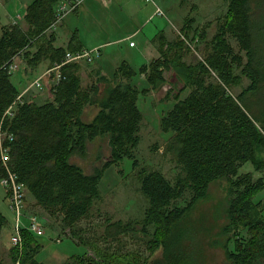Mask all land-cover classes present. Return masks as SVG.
Returning <instances> with one entry per match:
<instances>
[{
    "label": "trees",
    "instance_id": "1",
    "mask_svg": "<svg viewBox=\"0 0 264 264\" xmlns=\"http://www.w3.org/2000/svg\"><path fill=\"white\" fill-rule=\"evenodd\" d=\"M76 1L34 0L22 17L23 24L0 26V178L8 171L15 175L35 208L72 231L100 202L104 173L124 160L132 161L139 191L148 204L145 218L139 225L108 222L99 241L120 243L122 237L147 236L154 227L149 250H161L163 258L153 264H202L199 232L191 231L189 218L208 196L210 185L225 181L229 223L222 234L227 237V264H264V205L255 201L264 190V179L241 173L246 164L264 173V0H225L227 14L206 45L207 55L196 63L184 62L191 52L187 40L191 20L174 41L160 32L153 40L160 58L138 71L122 62L111 79L98 75L93 83L84 85L81 65L66 64L58 80L52 76L50 99L37 104L23 96L18 102L21 93L12 77L19 70L9 72L16 59L24 61L31 73L44 64L49 68L62 65L68 53L83 51L77 32L67 48L56 47L58 28L52 29L59 5ZM206 37L203 33L201 39L205 41ZM230 39L245 53L246 64ZM235 67L241 69L242 76L234 74ZM166 73L172 75L168 82ZM140 75L154 91L168 83L166 97L173 96L176 102L161 120L162 132L172 135L166 153L180 171L174 185L161 172L142 167L135 158L144 121L138 103L148 94L133 84ZM243 77L250 85L234 97L231 90L241 86ZM101 85L105 87L103 94ZM187 91L189 94L182 98ZM12 107L13 113L8 114ZM89 107L97 112L90 122H84ZM103 137L109 139L111 159L94 175H85L70 159L75 155L86 157L88 144ZM3 149L9 157L6 167L2 163ZM186 194L191 195L189 202L179 207ZM7 226L0 212V235ZM242 231L247 232V240H235L234 252H230V242ZM21 237L22 245L10 251L12 264H40V242L27 230H22ZM91 247L96 250V259L77 255L71 263L109 264L124 257L120 252L119 256L111 255L110 246L99 249L91 243Z\"/></svg>",
    "mask_w": 264,
    "mask_h": 264
},
{
    "label": "rangeland",
    "instance_id": "2",
    "mask_svg": "<svg viewBox=\"0 0 264 264\" xmlns=\"http://www.w3.org/2000/svg\"><path fill=\"white\" fill-rule=\"evenodd\" d=\"M32 1L0 0V25H11L21 22L28 5ZM81 1L77 8L78 13L84 7L81 15L78 16L74 13L75 11H71L67 13L60 25L62 26L66 21L65 34L68 31L76 33L77 29H73V27L77 24L83 27L81 34L83 40L85 37L90 36L91 31L87 30L91 27L92 31L98 34V37H96L98 41L105 45L116 41L118 34H123L124 37H127L129 35L133 36V33L137 32L134 38H128L126 43L119 47H115L114 44L109 46L110 44H108L101 49L105 52L104 65L110 64L112 70L116 69V67L118 68L122 62L129 63L137 70L141 66L150 63L149 60L153 57L159 59L160 55L153 45L155 37L160 32H163L167 40L174 41L180 37V33L186 26V21L191 20L193 21L192 30L187 39L191 52L184 58V62L193 64L201 60V58L204 59L208 53L206 45L212 42L217 33L219 22L228 11V4L225 0H151L149 4L141 0H113L112 6L107 8L101 3L104 0H97L94 4L93 0H88L87 3H84V0ZM158 9L163 12L162 15L156 14ZM118 10H120V14L116 15ZM60 26L58 27L59 30L63 28ZM203 33L207 36L205 41L201 39ZM131 43H134L136 49L129 47ZM230 43L234 47L235 52L243 57L244 64H246V55L241 52L238 43L233 39H230ZM88 48H92V46H88ZM115 48L116 52L113 51ZM142 59H148V61L144 62ZM24 64L25 62L19 59V71L22 70L24 72L25 78H27V75L33 77L29 80L30 85L36 78L38 79L41 72L46 73L54 69L49 68L48 64H44L30 73V69L25 67ZM79 64L84 75V85L93 83L96 78H91L89 75L91 72L99 70L100 63L98 59L92 63L82 62ZM234 74L242 76L241 69L235 67ZM171 76L170 73L165 74L167 82L170 81ZM213 77L214 79L212 80L215 81L217 74L215 73ZM15 78L12 77L14 83L16 81ZM133 84L140 90L148 91L147 96L140 97L138 103L144 116V121L140 132L141 142L135 151V158L142 167L161 172L174 185L180 171L173 163L171 155L166 153V146L172 135L165 134L161 130L162 118L171 111L176 103L173 96L169 99L166 97L170 86L166 83V85L154 91L147 84L145 77L141 75L138 76ZM249 85V79L243 77V83L240 87L233 88L231 95L234 97L239 96ZM100 88L103 94L105 87L101 85ZM29 92H32V96L38 94L41 103L45 102L50 96L48 89L39 91L34 88ZM188 94L189 91L185 92L182 94V98H185ZM96 112L97 109L95 107H89L83 116V121L90 122ZM110 157L109 139L108 137H103L88 144L86 157L75 155L70 159V163L81 168L85 175L92 176L110 161ZM241 173H252L255 180L264 179V173L255 172L252 164H246ZM139 188L140 185L136 179L132 161L124 160L119 166L111 167L104 173L100 183V202L96 203L91 216L74 226L72 231L63 229L58 220L50 218L40 208H35L33 199L27 193L26 209L22 218L23 230L28 231V219L31 216H35L44 231V236L41 237L32 233V236L42 245L37 261L40 264H72L70 259L77 255H86L96 259V250L91 247V243L99 249H105L110 246L112 249L110 250L111 255L116 253L117 256L120 254L124 256L122 259L118 260L115 258L109 261V264H153L162 260L161 250L154 253L149 250V242L152 240V234L155 233L154 227L149 229L151 235L135 234L129 237H122L120 243H112L110 241L111 243L104 244L99 241L104 235L108 222H134L139 225L144 220L148 204L141 195ZM190 198L191 195L186 194L178 202V206L185 207ZM8 201L6 190L0 182V209L1 211L7 210L5 213L8 214V226L0 235V262L3 264H12L10 251L15 248L12 238L15 235L17 218L9 209L8 204L10 203ZM255 201L264 205V190L257 195ZM227 208V183L218 181L210 185L208 196L196 205L190 215V224L188 226H190L192 232H199L197 242L202 248V256L200 258L202 264H227L224 251L227 237L222 234L223 229L229 223ZM262 216L264 218V209ZM137 230L140 231L141 227L138 226ZM247 238L248 234L246 231L240 232L239 237L233 238V241L230 242L229 251L234 252L235 240L239 239V241L245 242ZM82 240L87 242V244L84 245L81 242ZM119 252L120 254H118Z\"/></svg>",
    "mask_w": 264,
    "mask_h": 264
},
{
    "label": "built area",
    "instance_id": "3",
    "mask_svg": "<svg viewBox=\"0 0 264 264\" xmlns=\"http://www.w3.org/2000/svg\"><path fill=\"white\" fill-rule=\"evenodd\" d=\"M81 0H77L74 3L67 2V3H61L57 10V19L52 27L53 30H56L63 20L65 19V16H67V13L75 11L78 6L81 4ZM145 3H151V0H141ZM157 15H162L163 12L161 10H157ZM131 47L134 46V43L130 44ZM101 56V48H97L94 50H83L81 52L72 54L68 53L66 55L65 62L62 65L54 67L52 71L46 72L41 77L36 79L30 87L25 91V94L28 93L31 89L36 88L39 91H43L45 89H49L51 85L52 76L55 77V80H58L60 78V70L61 67L66 64L71 63H82V62H88L92 63L94 60L99 59ZM19 70V60L16 59L14 63L10 66L9 72L10 74H15ZM24 94H21L18 98V102L22 100V97ZM15 107H12L8 114H12ZM9 162V157L6 153V151L3 149L2 152V163L4 167H6L7 163ZM8 171V170H7ZM1 185L5 188L6 193L8 195L9 203H10V209L11 211L16 215V224H15V235L12 238V243L14 247H18L22 245V237L21 232L23 230L22 227V218L23 213L26 209V188L24 185H21L18 183L17 178L15 175L11 174L9 171L7 173V176L0 178ZM38 218L35 216H31L28 219V231L30 233L35 234L38 237L44 236V231L41 229V226L39 225Z\"/></svg>",
    "mask_w": 264,
    "mask_h": 264
},
{
    "label": "crops",
    "instance_id": "4",
    "mask_svg": "<svg viewBox=\"0 0 264 264\" xmlns=\"http://www.w3.org/2000/svg\"><path fill=\"white\" fill-rule=\"evenodd\" d=\"M34 1V0H33ZM32 1V2H33ZM95 1H97V0H93V4L94 3H96ZM31 2V3H32ZM87 3L88 2V0H84V3ZM30 3V4H31ZM101 3H103L102 5L104 6V7H111L112 5L111 4H113V0H104V1H102ZM29 4V5H30ZM147 4V3H146ZM28 5V6H29ZM84 5V4H83ZM83 7V6H82ZM84 8V7H83ZM83 8L80 10V12H78V13H75V14H77L78 16H80L81 15V12H83ZM85 10H86V8H85ZM119 11L120 10H118V11H116V15L117 14H120L119 13ZM122 11V10H121ZM74 14V15H75ZM18 20V19H17ZM19 23H23L22 21L21 22H19ZM94 23V22H93ZM66 21H65V23L62 25V26H60V27H63L61 30H59V28L56 30V32H55V34H56V37H57V42H56V44H55V46L56 47H58V48H67L68 47V45H69V43H70V41H71V38H72V36L75 34L73 31L70 33V31H68V33H69V35H68V33H64V31H65V29H66ZM6 25H8V24H6ZM93 25V24H92ZM0 26H5V25H0ZM73 29H77L76 31H77V34H78V36H79V39H80V41L82 42V46H83V50H94V49H97V48H101V49H103V48H105L104 46H106V45H108V44H110L109 46H111V45H115V47H119L120 45H122V44H125L126 43V41H127V39L128 38H134L135 36H136V34H137V32H135V33H133L134 35L132 36V35H129V36H127V37H124V35L123 34H118L119 36H117V39H115L116 41H113V42H110V43H108V44H103L101 41L99 42L98 41V39L96 38V37H98V34L97 33H94L93 31H92V29H91V27L90 28H88V30L87 31H91V34H90V36H88L87 38L85 37L83 40H82V38H81V34H82V30H83V27L82 26H80V25H77V24H75L74 25V27H73ZM88 32V33H89ZM73 34V35H72ZM151 43V42H150ZM152 44V43H151ZM88 46H92V48H88ZM109 46H107V47H109ZM147 46V45H146ZM106 47V48H107ZM129 47H130V44H129ZM136 46H134V47H130V48H132V49H136L135 48ZM114 52H116V48H115V50H113ZM158 52V51H157ZM112 53V52H111ZM104 54H105V52H103V50H101V56H100V58L98 59V61H99V63H100V66H99V70H97L96 72L94 71V72H91L90 73V77L91 78H93V77H95L96 79H97V76L98 75H101V76H104V77H107L108 79H110V77L112 78V76H113V74H114V72L116 71V69H117V67H116V69H113L112 70V68H111V65L109 64V65H104V63H103V59H104ZM141 55H143L142 53H141ZM155 58L153 57L151 60H149V62H151L152 60H154ZM142 60H144V62H146V61H148V59H142ZM129 64V63H128ZM145 64V63H144ZM143 64V65H144ZM130 65V64H129ZM131 66V65H130ZM132 67V66H131ZM142 67V66H141ZM140 67V68H141ZM133 68V67H132ZM139 68V69H140ZM134 69V68H133ZM139 69H134V70H136V71H138ZM45 72H41V75H39L38 76V78L39 77H41L43 74H44ZM81 75L84 77V75H83V72H81ZM27 78H25V76H24V72L21 70V71H19V73H18V75L16 76V78H15V85L18 87V90H19V92L21 93V94H24V96H25V99L27 100V101H29V102H36L37 104H43L44 102H40V97H39V95L38 94H35V95H31V93L32 92H28V93H26L25 94V91L28 89V87H29V85H30V82H29V80L31 79V78H33V77H31L30 75H27L26 76ZM37 79V78H36ZM35 79V80H36ZM34 80V81H35ZM94 80V79H93ZM95 81V80H94ZM30 93V94H29ZM51 98V96H49V98L48 99H50ZM47 99V100H48ZM46 100V101H47ZM91 108V107H90ZM88 109V108H87ZM86 109V110H87ZM86 110H85V112H86ZM85 112H84V114H85ZM8 203H9V201H8ZM8 206H9V209H10V204H8ZM11 210V209H10ZM7 211V210H6ZM6 211H1V209H0V212L3 214V216L7 219L8 218V214L7 213H5ZM7 221H8V219H7Z\"/></svg>",
    "mask_w": 264,
    "mask_h": 264
},
{
    "label": "bare ground",
    "instance_id": "5",
    "mask_svg": "<svg viewBox=\"0 0 264 264\" xmlns=\"http://www.w3.org/2000/svg\"><path fill=\"white\" fill-rule=\"evenodd\" d=\"M18 247H20V246H18Z\"/></svg>",
    "mask_w": 264,
    "mask_h": 264
}]
</instances>
